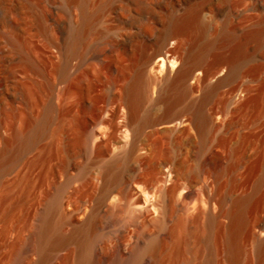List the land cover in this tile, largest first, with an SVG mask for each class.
<instances>
[{
	"label": "bare ground",
	"instance_id": "bare-ground-1",
	"mask_svg": "<svg viewBox=\"0 0 264 264\" xmlns=\"http://www.w3.org/2000/svg\"><path fill=\"white\" fill-rule=\"evenodd\" d=\"M263 33L260 30L256 38ZM81 35V27L73 30L72 50ZM173 38L179 43L171 51L179 60L164 52ZM215 42L207 41L196 51L175 29L123 79L106 129L89 125L81 140L92 162L99 163L87 182L100 183L94 204L72 205L70 199L69 207L64 205L70 179L40 211L34 232L19 250L21 258L34 254L38 259L21 264H264V56L258 80L250 70L242 91L238 87L224 91L227 100L235 101L233 111L243 112L249 120L241 147L224 151L231 125L228 110L205 109L239 77L241 47L211 68L205 54ZM157 67L162 77L156 74ZM196 91L201 92L199 100L187 102ZM147 104L150 110H145ZM50 120L47 114L34 122L30 134H14L17 148L12 152L33 144ZM164 140H172L173 149L166 150ZM123 206L133 224L150 225L152 234L140 229L134 243L119 244L115 255L98 260L95 243L103 229L101 211ZM68 222L72 228L65 232Z\"/></svg>",
	"mask_w": 264,
	"mask_h": 264
},
{
	"label": "rangeland",
	"instance_id": "rangeland-1",
	"mask_svg": "<svg viewBox=\"0 0 264 264\" xmlns=\"http://www.w3.org/2000/svg\"><path fill=\"white\" fill-rule=\"evenodd\" d=\"M79 27L82 35L72 50L71 34ZM175 29L196 51L205 42L216 41L205 54L211 68L241 47L239 77L205 109L229 111L224 151L241 147L249 120L243 112L233 111L235 101L227 100L224 91L235 87L242 91L250 70L259 79L264 33L256 35L264 30V0H0V156H5L0 158V264L38 259L34 254L21 258L19 250L34 232L40 211L70 179L64 205L69 207L70 199L76 200L72 205L94 204L100 183L87 182L99 163L92 162L81 140L89 125L106 129L123 79ZM229 34L232 40L225 39ZM178 41L170 39L164 50L177 60L171 50ZM159 69L156 74L162 77ZM152 93L156 98L157 84ZM200 96L196 91L187 102ZM47 114L51 120L46 131L30 146L12 152L17 148L14 134H30L34 122ZM162 146L171 150L174 142L164 140ZM101 215L103 229L95 243L98 260L115 255L119 244L134 243L140 229L152 234L150 225L133 224L124 206ZM76 220L82 218L76 215ZM67 228H72L69 222L63 231L69 232Z\"/></svg>",
	"mask_w": 264,
	"mask_h": 264
}]
</instances>
